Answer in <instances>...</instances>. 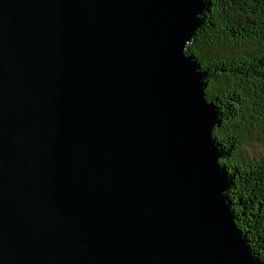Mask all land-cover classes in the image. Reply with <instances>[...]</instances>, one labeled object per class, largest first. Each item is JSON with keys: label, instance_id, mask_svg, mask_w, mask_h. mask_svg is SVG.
<instances>
[{"label": "water", "instance_id": "95a60500", "mask_svg": "<svg viewBox=\"0 0 264 264\" xmlns=\"http://www.w3.org/2000/svg\"><path fill=\"white\" fill-rule=\"evenodd\" d=\"M205 1L0 0V264H264L186 50Z\"/></svg>", "mask_w": 264, "mask_h": 264}, {"label": "trees", "instance_id": "16d2710c", "mask_svg": "<svg viewBox=\"0 0 264 264\" xmlns=\"http://www.w3.org/2000/svg\"><path fill=\"white\" fill-rule=\"evenodd\" d=\"M205 2L203 23L186 50L209 72L205 99L221 112L211 135L231 180L235 224L264 262V154L250 158L242 151L249 140L264 143V0Z\"/></svg>", "mask_w": 264, "mask_h": 264}, {"label": "rangeland", "instance_id": "374dc122", "mask_svg": "<svg viewBox=\"0 0 264 264\" xmlns=\"http://www.w3.org/2000/svg\"><path fill=\"white\" fill-rule=\"evenodd\" d=\"M242 151L245 156L259 158L264 154V143L257 140H249L244 143Z\"/></svg>", "mask_w": 264, "mask_h": 264}]
</instances>
